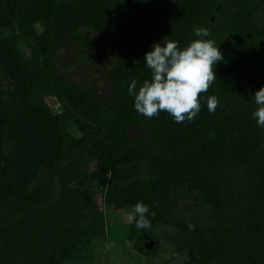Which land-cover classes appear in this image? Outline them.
<instances>
[{"label":"trees","instance_id":"obj_1","mask_svg":"<svg viewBox=\"0 0 264 264\" xmlns=\"http://www.w3.org/2000/svg\"><path fill=\"white\" fill-rule=\"evenodd\" d=\"M196 27L223 57L200 112L138 114L145 54L166 37L183 50ZM71 37L78 55L57 68ZM98 47L117 55L105 98L68 76ZM262 87L264 0H0V264H95L108 213L138 202L152 226L127 238L145 256L168 227L184 264H264Z\"/></svg>","mask_w":264,"mask_h":264},{"label":"clouds","instance_id":"obj_2","mask_svg":"<svg viewBox=\"0 0 264 264\" xmlns=\"http://www.w3.org/2000/svg\"><path fill=\"white\" fill-rule=\"evenodd\" d=\"M193 33L200 39L190 42L183 50L178 41L166 37L163 44H154L145 54V67L151 70V79L145 80L138 91L135 81L128 88L138 114L153 118L166 111L175 123L191 122L198 115L201 110L198 96L206 93L216 80L214 67L223 57L214 41L205 39L210 35L207 28L196 27ZM252 100L257 105L252 117L257 127L264 129V87L255 92ZM218 103L217 97H208V111L214 114ZM149 215L155 213L150 212L148 205L138 202L128 219L138 230L149 229L152 226Z\"/></svg>","mask_w":264,"mask_h":264},{"label":"rangeland","instance_id":"obj_3","mask_svg":"<svg viewBox=\"0 0 264 264\" xmlns=\"http://www.w3.org/2000/svg\"><path fill=\"white\" fill-rule=\"evenodd\" d=\"M75 46L74 39L72 37L69 38L67 46L56 59L55 65L57 68L72 63L74 56L78 55ZM96 52L97 55L102 56L99 62H93L94 58L92 56L87 58L90 66L88 70L92 71L95 69V73L87 77L88 70L82 68V70H78V74L72 80V83L75 85H94L97 92L103 96L108 85L106 72L116 63L117 55L101 47H98ZM101 95L100 97H102ZM46 102L51 109L57 110L58 103L54 98H47ZM136 133V130L131 132V134ZM198 204H200L199 199L183 204L182 209L193 208ZM129 214L128 211H112L108 213L109 229L106 231V238L96 244L95 264H184L188 260L186 254L179 253L176 249L173 240L175 231L168 227L158 228L159 247L150 256H145L134 250L132 243L127 238L128 225L131 222L128 219ZM192 215H196V212H193Z\"/></svg>","mask_w":264,"mask_h":264},{"label":"flooded vegetation","instance_id":"obj_4","mask_svg":"<svg viewBox=\"0 0 264 264\" xmlns=\"http://www.w3.org/2000/svg\"><path fill=\"white\" fill-rule=\"evenodd\" d=\"M89 57H91V55L89 54L88 55ZM89 57H87V58H89ZM88 60V59H87ZM96 60L95 59H93V62H95ZM83 66V67H82ZM82 68L85 70H88V69H90V66H89V63L87 62V65L84 67V63L83 62H81V67H77L76 68V70L74 71V74L73 75H68V76H70V79H74L75 78V76L78 74V70H82ZM94 70L95 69H93L92 71L91 70H88V74L86 75L87 77L88 76H90V74H94L95 72H94ZM94 88H95V90H96V93L100 96L101 95V93L99 94L98 92H97V89H96V87L94 86V85H92ZM109 90H110V85H109V83H108V85H107V88L105 89V93H104V95L102 96V97H106L107 96V93L109 92ZM146 244V243H145ZM158 247L159 246H156V248L158 249ZM156 248H154V250L153 251H156L157 249Z\"/></svg>","mask_w":264,"mask_h":264},{"label":"water","instance_id":"obj_5","mask_svg":"<svg viewBox=\"0 0 264 264\" xmlns=\"http://www.w3.org/2000/svg\"><path fill=\"white\" fill-rule=\"evenodd\" d=\"M154 246H155V242H150L145 245L146 249L150 251L154 249Z\"/></svg>","mask_w":264,"mask_h":264}]
</instances>
